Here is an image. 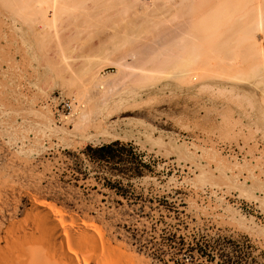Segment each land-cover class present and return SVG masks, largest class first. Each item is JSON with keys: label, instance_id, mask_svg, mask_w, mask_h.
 <instances>
[{"label": "rangeland", "instance_id": "1", "mask_svg": "<svg viewBox=\"0 0 264 264\" xmlns=\"http://www.w3.org/2000/svg\"><path fill=\"white\" fill-rule=\"evenodd\" d=\"M8 1L0 0V179L15 184L19 209L37 195L92 222L137 264H264V57L241 62L234 80L117 89L107 64L101 74L116 92L82 95L86 114L70 109L66 119L53 96L77 103V85L54 64L58 47L73 66L87 54L97 61L109 29L73 37L64 16L55 40ZM243 1H225L226 28L249 26ZM113 140L124 144L116 163L86 153Z\"/></svg>", "mask_w": 264, "mask_h": 264}, {"label": "bare ground", "instance_id": "2", "mask_svg": "<svg viewBox=\"0 0 264 264\" xmlns=\"http://www.w3.org/2000/svg\"><path fill=\"white\" fill-rule=\"evenodd\" d=\"M92 1H8L15 10L32 17L40 33L46 37L51 34L55 40L64 16L71 20L73 37L98 25L109 29L97 45L102 53L97 61L87 54L73 66V58L69 61L66 50L56 45L54 64L77 85V103L71 104L70 111L80 118L87 111L82 110L80 99L88 92L96 97L111 88L116 92L114 87L120 84L144 85L165 79L185 85L209 76L234 80L241 77L237 72L241 62L264 57V8L260 0L246 1L252 7L249 26L237 22L227 28L222 15L229 0H164V4L163 0H110L115 3L109 6L106 1ZM107 64L115 68L109 75L117 79L114 87L101 74ZM257 75L262 80L263 75ZM70 115L63 116L67 119ZM14 188L13 181L0 179V264H137L92 222L60 211L37 195L28 196V205L20 210Z\"/></svg>", "mask_w": 264, "mask_h": 264}, {"label": "trees", "instance_id": "3", "mask_svg": "<svg viewBox=\"0 0 264 264\" xmlns=\"http://www.w3.org/2000/svg\"><path fill=\"white\" fill-rule=\"evenodd\" d=\"M124 144L118 140L102 143L96 146H86V153L92 160L116 163L122 160Z\"/></svg>", "mask_w": 264, "mask_h": 264}, {"label": "built area", "instance_id": "4", "mask_svg": "<svg viewBox=\"0 0 264 264\" xmlns=\"http://www.w3.org/2000/svg\"><path fill=\"white\" fill-rule=\"evenodd\" d=\"M52 102L58 117H60V114L65 115L71 109V103L67 98L63 99L59 98V96H53Z\"/></svg>", "mask_w": 264, "mask_h": 264}]
</instances>
